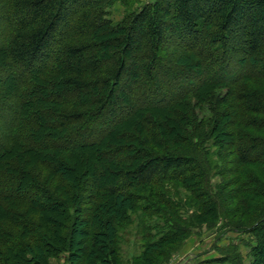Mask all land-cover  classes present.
<instances>
[{"label": "trees", "instance_id": "trees-1", "mask_svg": "<svg viewBox=\"0 0 264 264\" xmlns=\"http://www.w3.org/2000/svg\"><path fill=\"white\" fill-rule=\"evenodd\" d=\"M140 1L0 0V264H162L216 225L264 264V0L109 18Z\"/></svg>", "mask_w": 264, "mask_h": 264}, {"label": "rangeland", "instance_id": "rangeland-1", "mask_svg": "<svg viewBox=\"0 0 264 264\" xmlns=\"http://www.w3.org/2000/svg\"><path fill=\"white\" fill-rule=\"evenodd\" d=\"M150 1L151 0H141L140 3L132 7H126L121 3H115L108 9L109 18L114 23L121 22L126 15L139 9L140 6ZM4 10L5 9L1 7V13H6ZM206 113L207 111L205 112L204 110L203 115ZM215 181H218V179H215ZM191 213L192 210H190L189 214L191 215ZM137 224L138 223L134 222L122 231L120 247L124 263L131 262L132 257L135 255H141L142 245L152 241V239H143L141 236V228ZM255 244L256 239L253 234L222 230L220 225H216V227L212 228L204 226L197 229L193 234H190L185 239L184 244L168 257L167 261L163 260L162 264H216L214 262L215 259L224 255L234 256L237 254L242 255L243 264H249V252L251 247ZM168 247V245L163 246L162 249L166 251ZM63 263V260L57 262V264ZM138 263L144 264L142 259H140Z\"/></svg>", "mask_w": 264, "mask_h": 264}]
</instances>
